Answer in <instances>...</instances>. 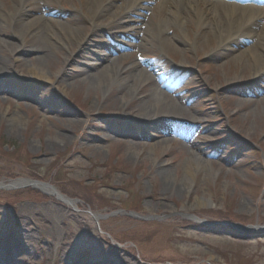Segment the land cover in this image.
Returning a JSON list of instances; mask_svg holds the SVG:
<instances>
[{
    "label": "rangeland",
    "instance_id": "1",
    "mask_svg": "<svg viewBox=\"0 0 264 264\" xmlns=\"http://www.w3.org/2000/svg\"><path fill=\"white\" fill-rule=\"evenodd\" d=\"M26 2L27 18L58 20L70 42L53 49L23 38L24 23L0 21V182L51 184L78 203L35 186L0 190V264H264V73L249 76L250 56L236 58L255 39L222 48V36L184 10L196 49L180 45L159 0L127 22L126 0ZM7 6L16 11L15 0H0L1 14ZM147 25L153 43H141ZM37 64L52 80L28 77ZM141 72L149 79L131 94ZM155 91L171 102L154 109ZM192 152L210 165L193 177L183 169Z\"/></svg>",
    "mask_w": 264,
    "mask_h": 264
},
{
    "label": "bare ground",
    "instance_id": "2",
    "mask_svg": "<svg viewBox=\"0 0 264 264\" xmlns=\"http://www.w3.org/2000/svg\"><path fill=\"white\" fill-rule=\"evenodd\" d=\"M16 1V11H13V8L11 6H7V11L5 13H0V21L8 23L11 19H13L11 23H24L25 25V34L23 33L22 37L25 38V35L30 36L32 38H41L44 37V39L47 41V43L53 48L57 49L58 45H66L70 42V38L65 33L66 25H60L58 20L48 19L49 21L44 20L43 18L38 17H31L27 18L24 14V9L26 4V0H15ZM55 0H47L48 3L54 2ZM156 0H126V5L124 7L125 11V21L127 22L129 19V16L134 14H138L139 11L144 10L148 5ZM161 3V8H164L165 11L168 12L169 22L172 23L173 27L178 28V30L181 32V34L184 37V40H178L177 38H174V40L179 43L180 45H183L185 47L191 46L196 49V43H192L190 41L189 34L186 32V24L188 23L189 17L185 15V12L193 13L195 15L194 19L197 22V24L204 26L212 27L214 32L219 33V36L221 38V46L222 48L228 47L230 43H232L234 40L238 39H255L254 44L245 45L247 49H245L244 52L240 51L237 55V59L243 60L244 57L250 56V59L252 63L255 64V70L252 74L249 76L257 77L258 75L264 73V6H243L237 3H231V2H224V1H217V0H159ZM147 3V4H146ZM146 4V5H145ZM104 3H100V7H103ZM185 10V12H184ZM108 10H106L102 17L106 16ZM1 12V10H0ZM14 15L13 18H11L10 15ZM123 18H119V21H121ZM27 20V21H26ZM38 22H42L43 25L40 28L36 27V24ZM55 25L56 28L61 29L66 35V37L57 36V34L54 32V29H51L50 26ZM167 25V23H166ZM134 23H130L127 25V28L130 30H134L135 28ZM205 28V27H204ZM151 26L147 25L145 30L142 32V38L141 43L145 41H149L153 43L152 38H155V34L151 33ZM67 33L69 36L73 35L75 32L73 30H67ZM159 35H161L164 38H168L167 32H157ZM207 39L211 41L210 37L212 36L208 32H206ZM20 38V36H19ZM82 38H80L81 41ZM79 41V43H80ZM260 45L262 43V49L258 51L256 49L257 45L254 46L256 43ZM3 45H6L12 52H17L19 48L17 49L16 45H13L9 42H2ZM254 46V47H252ZM217 48V47H215ZM13 49V50H12ZM35 51L41 53L43 56L45 54L44 48H42L40 45L35 44ZM218 49V48H217ZM214 52V51H213ZM4 62L3 60H0V64ZM4 66L6 68L10 67V64L4 63V65H1V67ZM111 67V65H110ZM109 68V67H108ZM107 67L105 69H108ZM242 70H246L245 67L242 68ZM5 71V70H4ZM28 77L42 80V81H50L52 80V77L49 72H46L44 67L37 64V65H30L27 69ZM4 72H0V75ZM146 74H149L146 72ZM115 77H112L108 80V84L111 82L113 83ZM134 80L130 81L128 88L130 90L131 94H136V88L140 87V82L145 81L149 78L145 77L143 72L137 73V75L134 76ZM150 78L156 79L157 76H151ZM242 78V77H240ZM239 78V79H240ZM152 81V80H151ZM155 81V80H154ZM143 84V83H142ZM141 84V85H142ZM153 96L155 98V107L154 109H161L164 104H166L167 101H170V97L166 95V93L162 91H155L153 93ZM123 101V100H122ZM168 105V104H167ZM143 109L147 108L145 104H142ZM155 114V113H154ZM150 116V115H149ZM169 114H160V116L151 115V119L153 118H159V119H167L169 118ZM19 118L12 117V121H18ZM163 143L154 144L152 147V152L155 153L156 149L159 146H164ZM192 159L190 161V164H185L183 166V169L185 170V175L193 177L194 173L198 171V169L205 168L206 166H210L207 161H203L197 157V155L192 152ZM138 155V154H137ZM159 158V157H158ZM158 159L154 160L153 166H159L160 164H157ZM197 164L198 166H195ZM207 168V167H206ZM193 169V171H192ZM197 170V171H196ZM207 170V169H206ZM163 174V173H162ZM164 177L167 178L169 175L164 174ZM27 185H34L35 187H38L43 192H46L47 194L51 196L58 197L61 201H63L68 207H75L77 205V202L71 199H68L66 197H63L61 194L56 192L51 185H43V184H36L31 182H25L23 180H17L15 182H11V186L14 187H23ZM197 206H206L207 201L209 202L207 198H196ZM213 205V204H212ZM186 208V207H184ZM189 212L188 207L186 208ZM52 214L55 216L56 219H60L62 215H59L60 211L58 209L51 210ZM190 213V212H189ZM60 230H57L56 228L52 230L53 234H57ZM55 241L59 238H54ZM105 261L104 264H118L116 261L108 263L109 259H103ZM124 262H126L124 260ZM96 264H100L97 263Z\"/></svg>",
    "mask_w": 264,
    "mask_h": 264
}]
</instances>
